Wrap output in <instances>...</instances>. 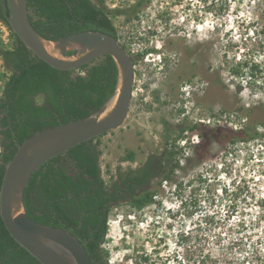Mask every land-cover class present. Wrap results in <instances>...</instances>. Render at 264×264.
I'll return each instance as SVG.
<instances>
[{
	"label": "rangeland",
	"instance_id": "1",
	"mask_svg": "<svg viewBox=\"0 0 264 264\" xmlns=\"http://www.w3.org/2000/svg\"><path fill=\"white\" fill-rule=\"evenodd\" d=\"M102 6L135 59L128 117L98 138L105 184L166 147L183 148L173 180L149 184L157 190L154 203L111 208L102 244L108 263L264 264V131L249 143L215 132L209 139L207 131L264 123V0H104ZM13 41L0 22V46ZM243 61L244 75L232 76V64ZM4 74L0 56V94Z\"/></svg>",
	"mask_w": 264,
	"mask_h": 264
},
{
	"label": "trees",
	"instance_id": "2",
	"mask_svg": "<svg viewBox=\"0 0 264 264\" xmlns=\"http://www.w3.org/2000/svg\"><path fill=\"white\" fill-rule=\"evenodd\" d=\"M103 3L104 0H28L34 27L53 39L83 30H101L118 37ZM140 4L141 1L132 9L137 11ZM0 22L9 27L14 37L11 47L0 46V56L9 71L4 74L0 94L1 188L5 166L18 146L37 131L86 117L99 109L116 89L118 69L110 55L82 66L84 73L54 68L12 31L2 0ZM242 66H247V62L232 64V76L244 75ZM253 68L256 66L252 65L250 70ZM253 75L251 71L250 78ZM198 126L197 123L187 126L181 132ZM261 130L264 131V123L254 119L236 130L217 126L207 131L209 139L214 138L215 132L231 143H249L261 139ZM99 137L85 140L42 164L26 186L24 203L34 220L76 235L93 264H109L102 244L111 208L124 201L138 209L154 203L157 190L148 189L149 184L156 177H160L159 184L173 180L181 168L177 157L183 148L166 147L161 154L150 155L136 169L119 171L107 186L100 165ZM178 137L182 134L174 141ZM0 264H42L11 236L1 215Z\"/></svg>",
	"mask_w": 264,
	"mask_h": 264
},
{
	"label": "water",
	"instance_id": "3",
	"mask_svg": "<svg viewBox=\"0 0 264 264\" xmlns=\"http://www.w3.org/2000/svg\"><path fill=\"white\" fill-rule=\"evenodd\" d=\"M12 31L36 56L60 70H76L105 55L116 62L114 93L90 115L47 127L23 141L6 164L0 188V215L11 236L42 264H93L83 242L71 231L46 225L28 214L24 194L33 173L47 160L119 128L127 119L135 84V59L117 36L83 30L57 39L37 31L28 0H2Z\"/></svg>",
	"mask_w": 264,
	"mask_h": 264
}]
</instances>
